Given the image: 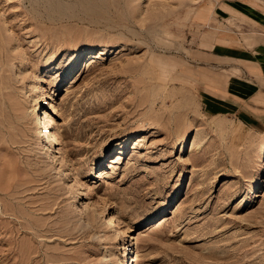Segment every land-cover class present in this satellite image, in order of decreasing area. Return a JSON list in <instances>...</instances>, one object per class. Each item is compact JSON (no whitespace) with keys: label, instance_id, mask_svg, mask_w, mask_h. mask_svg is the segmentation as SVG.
<instances>
[{"label":"rangeland","instance_id":"1","mask_svg":"<svg viewBox=\"0 0 264 264\" xmlns=\"http://www.w3.org/2000/svg\"><path fill=\"white\" fill-rule=\"evenodd\" d=\"M43 1L0 0V264H264V130L207 105L197 0Z\"/></svg>","mask_w":264,"mask_h":264},{"label":"crops","instance_id":"2","mask_svg":"<svg viewBox=\"0 0 264 264\" xmlns=\"http://www.w3.org/2000/svg\"><path fill=\"white\" fill-rule=\"evenodd\" d=\"M191 9L192 61L202 67L207 105L264 130V0H197ZM219 66L224 73L209 69ZM213 73L227 76L225 86L210 82Z\"/></svg>","mask_w":264,"mask_h":264},{"label":"bare ground","instance_id":"3","mask_svg":"<svg viewBox=\"0 0 264 264\" xmlns=\"http://www.w3.org/2000/svg\"><path fill=\"white\" fill-rule=\"evenodd\" d=\"M45 1V0H44ZM44 1H43V3H44ZM51 1V0H50ZM49 1V2H50ZM54 1V0H53ZM80 1V0H79ZM87 2L89 1V0H86ZM84 2V3H83ZM82 3H83V5L84 4H86L85 3V0L83 1ZM54 3H55V1H54ZM57 3V2H56ZM78 3V2H77ZM82 3L80 2L79 3V5L81 4L82 5ZM89 3H91V1L89 2ZM88 3V4H89ZM93 3V2H92ZM45 4H48V1L45 3ZM44 4V5H45ZM50 4H51V2H50ZM63 4H65V3H63ZM87 4V5H88ZM49 5V4H48ZM52 5H53V3H52ZM66 5V4H65ZM64 5V6H65ZM78 4H77V6H79ZM86 5V6H87ZM50 6V5H49ZM54 6V5H53ZM70 6V5H69ZM85 6V5H84ZM83 6V7H84ZM85 6V7H86ZM95 6V5H94ZM45 7H46V5H45ZM55 7V6H54ZM66 7V6H65ZM65 7H63V8H65ZM87 7H90L91 8V6H87ZM53 8V7H52ZM58 8H59V10H60V6H58ZM57 8V9H58ZM71 8V7H70ZM72 8H74V7H72ZM66 9H68V8H66ZM66 9H65V11H66ZM94 9V8H93ZM51 10V9H50ZM88 10H89V8H88ZM54 11H55V9H54ZM90 11V10H89ZM64 13V12H63ZM54 14V13H53ZM59 14V13H58ZM65 15H67V12H66V14ZM37 87H39L38 86V84L36 85H34V88L35 89H37ZM35 92V91H34ZM43 115H44V117H43V119H42V121H43V128H42V126H41V130L44 132L43 133V138L45 139V141H46V144H47V146H48V148L50 149V148H52V153L50 152V154L51 155H53V157H57V155H56V152L54 151V147H55V144H56V141L58 140V135H57V130L55 131V124H54V117H53V115H52V113L50 112V110L47 108V109H44V111H43ZM41 123V122H40ZM53 126V127H52ZM49 127H52V130H49ZM41 131V132H42ZM50 157V156H49ZM55 159V158H54ZM59 159V158H58ZM57 160V159H56ZM56 162V161H55ZM263 162H264V143L262 144V149H261V153L258 155V158H257V163H259V164H263ZM65 172V171H64ZM70 183V182H69ZM71 184V183H70ZM78 183H77V180L76 181H74L72 184H71V186H76ZM82 191V190H81ZM80 193L79 192H77V196L79 195ZM81 197V196H80ZM81 202V201H80ZM109 221H110V224L112 225V227L114 228L113 230L114 231H117V230H119L118 229V226L117 225H119V224H117L116 223V221L113 219V217H110L109 218ZM119 223V222H118ZM131 230H132V228H131ZM116 233H114V235H115ZM134 256L135 257H133V258H135L134 260V262H135V264H138V259H139V255H138V249H135V254H134Z\"/></svg>","mask_w":264,"mask_h":264}]
</instances>
